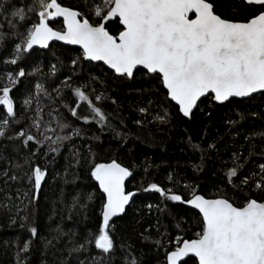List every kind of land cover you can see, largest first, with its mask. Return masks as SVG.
I'll use <instances>...</instances> for the list:
<instances>
[{
    "label": "snow or ice",
    "instance_id": "snow-or-ice-1",
    "mask_svg": "<svg viewBox=\"0 0 264 264\" xmlns=\"http://www.w3.org/2000/svg\"><path fill=\"white\" fill-rule=\"evenodd\" d=\"M83 8L76 10L59 0H29L26 8H20L10 0H0L2 23L8 25V33L0 31V55L3 56L0 63L7 76V84L0 87V140L18 141L16 149L22 146L29 154L21 156L22 163L9 161L10 168L0 171L6 186L9 180L24 179L27 184V188L16 189L15 200L5 197L8 202H0V211L14 210L10 223H16L18 218L21 229L27 225L29 233L22 246L19 238L13 241L14 264H28L35 241L41 243V255H45L49 247H54L53 240L59 242L60 236L65 235L60 232L59 236L48 239L41 236L34 220L28 223V209L31 207L35 216L48 175L47 163L41 168L34 158L42 151L43 157L51 155L55 162L67 144L74 161L66 163L67 174L70 167L81 162L80 153L71 142L82 139L92 124L101 131L111 130L115 138L127 136L111 122L119 118L123 123L119 113H109L101 107L110 97L95 88L88 93L89 82L73 84L72 76H66L52 89L55 96L43 83L37 82L35 94L29 91L17 109L10 95L12 88L22 82L21 78L40 71L35 66L26 72L18 64L29 60L34 46L49 49L52 41L79 46V55L70 61L73 76L78 75L76 69L81 60L101 62L95 66L121 82L136 80L139 76L144 84L152 86L155 99H149L148 106L137 111L141 117L152 115L150 122L159 124L170 123V109L190 120L194 110L205 101L210 106L244 105L255 100L257 94L264 97V0H84ZM8 34L12 38L10 52L4 43ZM8 65H16L19 70H9ZM55 73L56 65L52 64L48 75ZM98 80L99 77L91 76V81ZM65 90L72 94L70 101L65 99ZM41 97L52 105L59 101L73 120L59 114L57 107L50 108L45 120ZM156 99L160 110L152 114L150 108ZM34 102L35 108H32ZM29 112L32 114L26 116ZM238 115L243 118L241 113ZM75 121L81 124L77 126ZM135 123L140 126L145 120L137 119ZM226 123L232 125L236 121ZM253 136L264 137V132L246 136L245 140ZM189 145L193 151L201 152L203 161L201 146L191 143V138ZM208 147L213 149L214 145ZM254 154V146L250 145L249 156ZM89 157L84 159L89 162L86 176L94 182L92 191L83 202L79 193L72 198L69 219L76 209H79L77 214L83 213L87 219L89 205L98 198V228L89 230L78 243L70 238L73 246L67 248L68 256L63 257L61 264H69L73 253L88 252L90 248L95 249V255L88 264H117L118 260L121 264H139L130 244L121 241L118 254L115 238L117 221L114 218L123 219L137 196V191H129L125 183L133 172L115 159L97 163ZM231 159L234 166L227 172L226 183L214 186L216 191L211 198L192 189L190 198L184 199L171 188L154 182L143 189L158 193L162 204L179 202L195 210L192 215L198 230L194 238L177 234L171 239L166 232L155 240L143 237L157 249L164 248V264H264V163L258 165V171L248 172L242 171L240 153L234 152ZM244 160L247 163L248 157ZM196 168L203 170L199 165ZM10 170L13 171L9 176ZM168 179L172 180L171 174ZM147 207L151 210L153 206ZM175 227L182 230L179 222Z\"/></svg>",
    "mask_w": 264,
    "mask_h": 264
},
{
    "label": "trees",
    "instance_id": "trees-1",
    "mask_svg": "<svg viewBox=\"0 0 264 264\" xmlns=\"http://www.w3.org/2000/svg\"><path fill=\"white\" fill-rule=\"evenodd\" d=\"M10 2L16 7L26 8L29 0H10ZM59 2L76 10H84V0H59ZM3 19L4 17L0 16V24H2L0 31L8 33V25L2 23ZM4 43L8 45L7 50L10 52L12 43L10 34L6 36ZM79 53L80 50L77 48L52 44L44 51L35 49L27 61H18L19 66L24 67L26 72H31L35 66H39L40 71L36 75L21 78L22 82H18L12 88L10 95L14 99L15 106L17 109L20 108L29 91L35 94L37 82L43 83L45 88L55 96L52 89L66 76H72L73 84L89 82V87L86 89L88 93L95 88L97 92L103 91L110 97L102 103L101 107L109 113H119L123 123L119 118L112 119L111 122L117 130L127 133V136L115 138L111 130L101 131L98 126L92 124L84 132L82 139L76 138L71 142L80 153L81 162L76 167H70L67 174H65L66 163H74L67 144L56 156L55 162H52L51 155L47 158L43 157L42 151L34 158L35 163L41 168H44L47 163L48 175L40 194L39 204L35 209V216L32 215L33 209L31 207L28 209V223L34 220L41 236L48 239L59 236L60 232L65 235L60 236L59 242L53 240L54 247H49L45 255H41V243L38 240L35 241L28 264H61L63 257L68 256L67 248L73 246V243H69L70 238L78 243L89 230L98 228L100 207L98 198L94 204L89 205L87 219L84 218L83 213L77 214L79 209L73 210L69 219L68 211V206L71 205L72 198L77 193L80 194V200L83 202L87 193L92 191L94 182L86 176L89 162L84 159L89 157V149L92 153L90 160L108 163L115 159L133 172V175L127 179L126 186L129 191H137V196L127 208V215L123 219H116L115 238L118 254L119 243L122 241L133 246L132 252L139 260V264H164V248L157 249L155 244L150 240H144L143 237L149 236L155 240L161 233L166 232L171 239H174L177 234L188 239L194 238V232L198 230L192 215L194 210L179 202L162 204L158 193L145 192L143 189L154 182L166 189L171 188L184 199L190 198L192 189L206 198H211L216 191L214 186L226 183L227 172L234 166L231 159L234 152L241 155L239 163L244 165L242 171H258V165L264 163V137L253 136L250 140H245V137L264 132V97L256 95L255 100L246 102L244 105L210 106L205 101L200 104L199 109L194 111L190 120L178 116L174 109H170V123L150 122L152 115L141 117L137 109L147 107L148 100L155 99L151 85L144 84L139 76L136 80L127 82L115 80L106 76L99 67L95 66L99 64L83 60L76 69L78 75L73 76L70 61ZM2 58L3 56L0 55V59ZM52 64L56 65V73L50 76L48 73ZM8 69L19 70L16 65H8ZM4 72L5 67L0 63V87L7 84V76ZM93 75L99 77V80L91 81ZM65 99L68 101L72 99V94L67 90H65ZM113 100L116 103H113ZM41 103L45 105V120L48 119L47 113L51 107H57L59 114L67 117L68 120H73L70 114L60 107L59 101L52 105L41 97ZM32 108H35V102ZM159 110V100L156 99L150 112L155 114ZM238 113H241L243 118ZM31 114L26 113V116ZM137 119H144L145 123L138 126L135 123ZM229 120L236 123L229 125L226 123ZM75 123L79 126L81 121H75ZM92 137L97 138L92 139ZM189 138L191 143L199 144L204 150L203 161L201 152L193 151L190 147ZM18 143V141L0 140V157H4L0 159V171L10 168L9 161L22 163L21 156L29 155L22 146L16 149ZM209 145H214V148L210 149ZM250 145L254 146L255 154L252 156H249ZM244 157H248L247 163ZM197 165L203 170H197ZM146 168L147 171H145ZM12 171L8 172L9 176L12 175ZM57 173L60 175L57 176ZM170 174L171 181L168 179ZM17 175H19L18 172ZM4 181L5 178L0 177V202L3 203L8 202L5 197L15 200L17 188H27L24 179L18 182L9 180L7 186ZM253 195L255 196L256 193ZM147 205L153 206L151 210ZM13 214L14 210L11 213L0 211V264H14L13 253L16 246L13 241L19 238L22 246L23 241L29 236L26 231L27 225L25 229H21L18 218L16 223H10L9 218ZM177 222L181 224L182 230L175 227ZM166 247L170 245L166 244ZM92 255H95L94 248H90L88 252L73 253L69 264H79L81 260L88 264ZM117 264L121 262L118 260Z\"/></svg>",
    "mask_w": 264,
    "mask_h": 264
},
{
    "label": "water",
    "instance_id": "water-1",
    "mask_svg": "<svg viewBox=\"0 0 264 264\" xmlns=\"http://www.w3.org/2000/svg\"><path fill=\"white\" fill-rule=\"evenodd\" d=\"M52 44H60V45H64V46H69V47H74V48H77V49H79V46H77V45H65V44H63L62 42H59V41H52V42H50V46L52 45ZM35 47V49H37V50H42V51H44V50H47V49H40L38 46H34ZM80 50V49H79ZM85 62H88V61H85ZM90 63H93V64H100L101 62H90ZM258 95V94H257ZM203 99V98H202ZM195 111V110H194ZM127 181V180H126ZM126 183V182H125ZM195 211V210H194ZM114 219H117V218H114ZM187 259V258H186Z\"/></svg>",
    "mask_w": 264,
    "mask_h": 264
}]
</instances>
